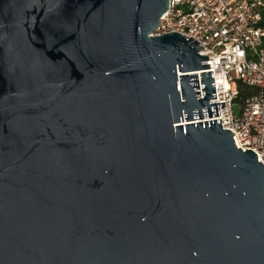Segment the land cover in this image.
Segmentation results:
<instances>
[{
	"label": "water",
	"instance_id": "obj_1",
	"mask_svg": "<svg viewBox=\"0 0 264 264\" xmlns=\"http://www.w3.org/2000/svg\"><path fill=\"white\" fill-rule=\"evenodd\" d=\"M167 6L0 0V264H264L263 163L196 120L225 104Z\"/></svg>",
	"mask_w": 264,
	"mask_h": 264
},
{
	"label": "built area",
	"instance_id": "obj_2",
	"mask_svg": "<svg viewBox=\"0 0 264 264\" xmlns=\"http://www.w3.org/2000/svg\"><path fill=\"white\" fill-rule=\"evenodd\" d=\"M264 0H168L167 11L150 35L179 32L198 42L202 61L212 70L215 98L223 102L219 115L229 129L237 148L252 150L264 167V26L261 25ZM195 72V71H192ZM190 73V72H189ZM199 98L200 77L196 74ZM239 84L251 94L239 98ZM237 106V111H234ZM193 122V121H190Z\"/></svg>",
	"mask_w": 264,
	"mask_h": 264
},
{
	"label": "trees",
	"instance_id": "obj_3",
	"mask_svg": "<svg viewBox=\"0 0 264 264\" xmlns=\"http://www.w3.org/2000/svg\"><path fill=\"white\" fill-rule=\"evenodd\" d=\"M261 25L264 26V11L262 12ZM239 98L243 99L251 94V89L248 86L239 84Z\"/></svg>",
	"mask_w": 264,
	"mask_h": 264
},
{
	"label": "rangeland",
	"instance_id": "obj_4",
	"mask_svg": "<svg viewBox=\"0 0 264 264\" xmlns=\"http://www.w3.org/2000/svg\"><path fill=\"white\" fill-rule=\"evenodd\" d=\"M234 111H235V112L237 111V106H234Z\"/></svg>",
	"mask_w": 264,
	"mask_h": 264
},
{
	"label": "bare ground",
	"instance_id": "obj_5",
	"mask_svg": "<svg viewBox=\"0 0 264 264\" xmlns=\"http://www.w3.org/2000/svg\"><path fill=\"white\" fill-rule=\"evenodd\" d=\"M195 72H196V74H199L200 71H195ZM190 73H191V72H190Z\"/></svg>",
	"mask_w": 264,
	"mask_h": 264
}]
</instances>
